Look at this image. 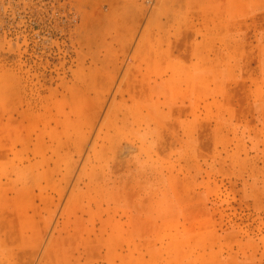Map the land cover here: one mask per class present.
<instances>
[{"label":"rangeland","instance_id":"1","mask_svg":"<svg viewBox=\"0 0 264 264\" xmlns=\"http://www.w3.org/2000/svg\"><path fill=\"white\" fill-rule=\"evenodd\" d=\"M74 2L70 36L52 13L66 2L0 0L13 256L25 229L30 264H264V135L245 99L264 0ZM221 69L238 109L229 78L213 95Z\"/></svg>","mask_w":264,"mask_h":264},{"label":"crops","instance_id":"2","mask_svg":"<svg viewBox=\"0 0 264 264\" xmlns=\"http://www.w3.org/2000/svg\"><path fill=\"white\" fill-rule=\"evenodd\" d=\"M214 58V57H213ZM231 71L229 69L222 70L217 75V77L214 80V87L213 95H217L218 92L221 93L219 90L222 89L223 86V80L225 78H229V84L225 83L224 86L229 85V92H230V106L237 105L238 101L240 102L241 99L238 98L237 93L235 92V89L233 88V82L237 85L238 83V76L235 78H232V74H230ZM256 73V74H255ZM255 73H251L249 75H246V92H245V99L247 100L249 97V91L252 92V97L247 100V104H251L252 107L255 109L254 115L256 117L255 121L258 122L257 126L262 128L261 134L264 135V67H259L256 69ZM254 75L259 76L258 80L260 81L261 90L262 93L261 96H255L254 94ZM240 81V80H239ZM231 83V84H230ZM235 97V98H234ZM237 98V100H236ZM219 102H222V100H219ZM236 107V106H235ZM237 108V107H236ZM238 109V108H237ZM237 109L232 111V114L237 116ZM234 121V119H233ZM262 137V136H261ZM6 214V207L3 205H0V264H30L28 251L29 248L27 245L25 246V243L28 244V235L29 231L25 229H17V233L21 235V247L18 245L17 247V257L13 256L14 252V243H13V229H10L7 223V217ZM21 250V253H18V251Z\"/></svg>","mask_w":264,"mask_h":264},{"label":"built area","instance_id":"3","mask_svg":"<svg viewBox=\"0 0 264 264\" xmlns=\"http://www.w3.org/2000/svg\"><path fill=\"white\" fill-rule=\"evenodd\" d=\"M49 2H51L52 6L66 2L62 10L54 8L52 13L57 16L58 21L62 23V26L58 29L60 34H68L71 36L79 23V13L74 0H49Z\"/></svg>","mask_w":264,"mask_h":264}]
</instances>
